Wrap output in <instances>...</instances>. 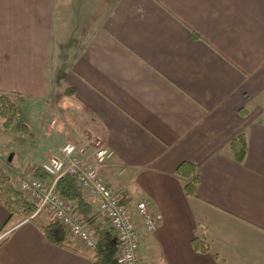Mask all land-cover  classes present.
<instances>
[{
  "label": "crops",
  "instance_id": "crops-1",
  "mask_svg": "<svg viewBox=\"0 0 264 264\" xmlns=\"http://www.w3.org/2000/svg\"><path fill=\"white\" fill-rule=\"evenodd\" d=\"M0 93L24 119L0 130L5 168L112 153L99 175L120 204L161 216L137 222L139 264H264V0H0ZM8 218L0 264H92L46 240L48 214ZM89 220L108 226L95 203Z\"/></svg>",
  "mask_w": 264,
  "mask_h": 264
},
{
  "label": "built area",
  "instance_id": "built-area-1",
  "mask_svg": "<svg viewBox=\"0 0 264 264\" xmlns=\"http://www.w3.org/2000/svg\"><path fill=\"white\" fill-rule=\"evenodd\" d=\"M60 153V156L51 157L36 167L46 175L45 179L34 176L31 170L20 173L19 189L30 197L35 206L29 219L21 223L48 214L86 252L92 253L96 246L94 232L72 212V205L56 189L61 177L73 176L78 190L92 198L98 214L108 222L117 237L120 248L115 256L116 264H139L137 222L149 233L156 228L161 216L149 210L142 201L135 205L134 211L120 204L119 195L108 188L99 175V169L112 155L101 147L100 142H91L89 145L67 143Z\"/></svg>",
  "mask_w": 264,
  "mask_h": 264
},
{
  "label": "trees",
  "instance_id": "trees-1",
  "mask_svg": "<svg viewBox=\"0 0 264 264\" xmlns=\"http://www.w3.org/2000/svg\"><path fill=\"white\" fill-rule=\"evenodd\" d=\"M17 113L16 104L14 100L3 93H0V117L3 118L4 129H9L13 125V116ZM233 151L234 159L236 162H241L245 155V144L241 137L233 140L230 144ZM33 175L45 179L46 175L38 168L32 169ZM58 194L72 205V212L79 216L81 221L87 222L94 208V202L87 200L82 194L75 183L73 176L65 175L61 177L56 186ZM185 195L194 196L196 191V179L191 178L183 186ZM0 205L8 213V221L12 219H19V222L29 219L30 215L35 211L33 203L25 199L21 192L16 191L11 183L9 177L0 168ZM28 222L36 223V221L29 220ZM38 229L51 244L62 247L70 248L71 239L62 226L57 222L50 220L47 224L39 225ZM92 227V226H91ZM96 246L91 253L92 264H116L115 256L119 251V242L113 230L106 225H96L93 227ZM195 251L207 252V246L202 239L196 238L193 243ZM220 264H223L220 262Z\"/></svg>",
  "mask_w": 264,
  "mask_h": 264
},
{
  "label": "rangeland",
  "instance_id": "rangeland-1",
  "mask_svg": "<svg viewBox=\"0 0 264 264\" xmlns=\"http://www.w3.org/2000/svg\"><path fill=\"white\" fill-rule=\"evenodd\" d=\"M13 119H14V121H13V124H19V123H21L24 119H21L18 115H17V113H16V116L14 117L13 116ZM3 124H4V120H3V118H1L0 117V130L1 129H3L4 130V128H3ZM19 134V133H18ZM19 136L20 137H22L20 134H19ZM4 139V142H7V139H5L3 136H1L0 135V142H2V140ZM10 145L11 146H13V149H14V153H16L15 154V158L17 157L16 155L18 154L17 152V148L19 147L18 146V144L16 143V142H13L12 143V139L10 140ZM19 148H21V147H19ZM17 151V152H16ZM7 153H6V151H4V149H0V158H3L4 159V163H6V161H5V159L7 158ZM24 161H26V159H24ZM35 166H33V167H25V168H23V169H21V170H19V171H15V170H9V169H7V168H5V166L4 165H0V168L6 173V175H7V177H9V179H10V183H11V185H12V187L16 190V191H18V192H21L20 191V189H19V186H18V177H19V175H20V173L21 172H23V171H27V170H31L32 171V169L34 168ZM22 193V195L25 197V199H27L28 201H30L31 203L33 202L31 199H30V197L28 196V195H26V194H24L23 192H21ZM69 203V202H68ZM99 217H101L100 215H99ZM102 218V217H101ZM102 219H104V218H102ZM105 220V219H104ZM17 222H19V219H17V218H15V220H14V222H13V224H15V223H17ZM99 222V221H98ZM87 223V226H88V228L91 230V231H93L94 232V230H93V227H95L96 225L95 224H93L92 223V220H89V221H87L86 222ZM97 224V223H96ZM97 225H99V224H97ZM101 225H103V224H101ZM92 226V227H91ZM109 226V225H108ZM3 235L1 234L0 235V238L2 237ZM69 236V235H68ZM69 239H71V242H78L75 238H73V237H71V236H69Z\"/></svg>",
  "mask_w": 264,
  "mask_h": 264
}]
</instances>
